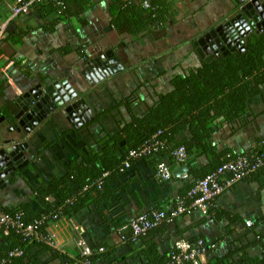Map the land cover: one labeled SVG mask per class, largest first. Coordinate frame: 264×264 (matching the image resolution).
I'll list each match as a JSON object with an SVG mask.
<instances>
[{"label":"crops","instance_id":"0c3cea01","mask_svg":"<svg viewBox=\"0 0 264 264\" xmlns=\"http://www.w3.org/2000/svg\"><path fill=\"white\" fill-rule=\"evenodd\" d=\"M141 1L144 7L148 6V0ZM13 3L14 0H0V23L5 25L1 39L17 29L26 30V35L17 45L6 41L1 44L0 81L4 79L5 89L0 92V116L5 120L0 123V130L16 122L12 119L15 98L39 79H66L79 98L85 99L92 115H84L83 121L74 113L76 120L73 116L69 120L54 112L29 133L22 129L3 131L6 138L24 137L27 142L26 161L6 174L0 184V202L8 207L27 202L35 205L36 192L53 179L65 176L70 166L83 167L82 157L98 150L95 138L114 134L117 123L129 120L131 113L139 116L157 95L170 89L172 76L200 62L202 58L196 52L199 45L193 42L223 23L235 7L234 0H177L175 13L169 14L163 27H153L137 38L126 34L125 27L116 29L110 25L111 0H90L83 14L55 21L51 31L39 27L48 21L53 23L55 18H42L32 8L10 18ZM117 16L115 12L114 17ZM110 50L122 69L90 85L80 71L88 63L95 65L93 59L98 60L99 69L106 68L105 52ZM95 69L98 70L97 65ZM10 99L11 107L2 112ZM117 102H122V106L114 107ZM249 104L258 115L237 131H230L228 126L216 131L213 141L220 147L240 153L256 147L258 140L264 138V100L257 96ZM82 110L80 113L85 114V108ZM179 135L185 137L188 132ZM156 163L151 157H135L121 175L107 183L104 199L48 222L47 242L53 249L41 253V263L77 264L81 255L78 241L83 240L95 253L99 247L107 249L109 264H148L164 258L177 240L198 238L205 251L199 264H213L217 258H224L229 264H264V170L234 182L216 195L204 211H188L170 218L145 237L123 240L121 234L127 233L125 223L139 213L170 207L189 171L188 164H184L187 168L183 172L178 170L182 165L169 164L172 176L160 180L155 175ZM46 199L56 201L57 196L48 195Z\"/></svg>","mask_w":264,"mask_h":264},{"label":"trees","instance_id":"16d2710c","mask_svg":"<svg viewBox=\"0 0 264 264\" xmlns=\"http://www.w3.org/2000/svg\"><path fill=\"white\" fill-rule=\"evenodd\" d=\"M61 1V4H55L51 0H39L31 6L42 18H55L53 23L48 21L49 24H42L39 27L42 31L53 30L57 20L64 21L66 18L83 14L90 4V0ZM111 1L108 8L110 25L116 29L125 27L126 34L140 38L151 28L163 27L167 23L169 14L175 13L174 3L177 0H148L147 7H144L140 0ZM115 12L117 17H114ZM25 31L17 29L11 31L5 39H0V53L3 41L12 45L22 43ZM243 47L242 51L235 50L213 56L209 61L202 58L197 65L184 68L181 74L172 76L170 89L157 95L155 102L146 107L139 116L131 113L129 120L121 119L117 123L118 130L114 134L95 138L98 150L82 157L83 167L70 166L65 176L53 179L48 186L36 192L33 199L35 205L27 202L8 207L0 202V214L11 218L0 225V264H42L41 253L51 252L53 249L47 242L48 222L61 216L72 215L99 199H104L105 195L102 193L107 183L127 168L124 167V161L127 160L129 152H139L146 144H152L154 141L161 143L157 150L140 155L139 159L151 157L157 162L155 166L159 162L171 165L175 163L173 152L182 147L187 154L185 164L189 166L186 177L182 179L180 192L170 207H156L146 211L148 216L151 211H164L166 216L169 215L175 210L177 199L183 200V206H189L194 199L189 192L196 182L215 172L226 161L244 156L249 164H253L261 158L264 155V138L258 140L256 147L240 153L228 151L213 141L215 132L223 126H228L230 131L247 126L258 115L251 109L250 100L257 96L264 100V30L247 34ZM3 84L4 79L0 81V92L5 89ZM129 101L130 106L131 100ZM11 104L12 99L6 103L2 112L5 113ZM122 104L117 102L114 107L119 108ZM133 107H130L131 112ZM109 109L110 112L113 111ZM181 132H188V136L180 137ZM133 160L135 157L128 159L129 164ZM260 170H264V159L250 174ZM232 175V172H226L223 176L230 178ZM70 181L76 186L73 187ZM48 195H56L57 200H47ZM36 205L38 208H35ZM191 210L197 209L190 207L180 214ZM17 213L20 214L18 219L15 217ZM170 218L169 220L174 219ZM130 221L125 223L127 233L121 234L123 240L133 241L138 237H145L164 225L167 218L143 235L133 234L129 227ZM29 225L34 226L31 232L25 230ZM198 240L197 238L188 242L196 243ZM35 247L38 250H35ZM102 248L103 250L97 249L96 253L92 251L87 256L79 254L77 264H109L106 261L109 251ZM176 252L173 247L164 258L150 260L148 264H161ZM56 264L68 263L59 261ZM213 264L229 263H226L224 258H217Z\"/></svg>","mask_w":264,"mask_h":264},{"label":"water","instance_id":"95a60500","mask_svg":"<svg viewBox=\"0 0 264 264\" xmlns=\"http://www.w3.org/2000/svg\"><path fill=\"white\" fill-rule=\"evenodd\" d=\"M234 3L235 7L229 18H226L223 23H218L193 42L194 45H199L196 47V52L205 61L230 51H242L244 49L243 40L247 34L264 30V0H234ZM211 37L214 39L212 40ZM105 55L108 57L104 60L106 68L99 69L98 60L93 59L95 65L88 63L89 66H85L80 71L90 85L122 69L111 50L105 52ZM96 65L98 70L95 69ZM14 108L16 110L13 112L12 119L16 122L6 130L5 128L0 130V184L6 174L19 168L23 160L26 161L25 148L27 145V142L23 141L24 137L16 140L6 138L3 131L20 132L22 129L24 133H29L32 127L54 112L69 120L74 113L78 114L83 121H85L84 115H88L89 118L92 115L85 99L79 98V93L67 83L66 79L57 81L39 79L36 84L15 98ZM83 108H85V114L80 113ZM73 118L76 120L74 116ZM4 120L5 118L0 116V123ZM185 168H187L186 165H182L178 170L183 172ZM173 174H176V171Z\"/></svg>","mask_w":264,"mask_h":264},{"label":"built area","instance_id":"2783aa9c","mask_svg":"<svg viewBox=\"0 0 264 264\" xmlns=\"http://www.w3.org/2000/svg\"><path fill=\"white\" fill-rule=\"evenodd\" d=\"M39 0H14L11 6L10 18L27 12L34 2ZM55 4H61V0H51ZM5 32V25L0 23V39L3 37ZM161 143L159 141H154L152 144H146L142 150L139 152L130 151L127 160L124 161V167L129 166L128 159L138 157L145 153H149L152 150H157ZM173 157L177 165H184L186 163L187 154L185 150L180 147L173 152ZM264 159V155L257 159L255 163L249 164L244 156H238L234 160H228L217 170L211 174L206 175L202 179L198 180L194 187L190 190L189 195L194 196V199L189 204V206H183V200L177 199L176 208L169 215L166 216L164 211H151L150 215L141 213L135 216L129 223V227L133 231L134 235H143L150 228L158 225L163 219L169 220L171 217H175L180 213L185 212L188 208H193L197 210H205L209 202L224 189L230 187L234 182L241 179L246 174L254 171L259 167ZM226 172H232L233 175L230 178H225L223 175ZM155 175L157 179L167 180L172 176V170L168 164L165 162H159L155 169ZM20 216L19 213L15 215L16 219ZM169 217V218H168ZM11 218L8 215L0 214V225L9 221ZM18 222V221H17ZM250 222H247L249 225ZM21 226V223L18 222ZM34 226H26L25 230L27 232L33 231ZM78 246L81 247V255L87 256L91 254V250L85 245L83 240L78 241ZM174 248L177 250L176 253H172L169 260L161 264H199L200 258L204 254L203 241L199 239L196 243H190L185 240H177L174 243ZM98 250H103L99 247Z\"/></svg>","mask_w":264,"mask_h":264},{"label":"flooded vegetation","instance_id":"af4514ba","mask_svg":"<svg viewBox=\"0 0 264 264\" xmlns=\"http://www.w3.org/2000/svg\"><path fill=\"white\" fill-rule=\"evenodd\" d=\"M221 47V46H220ZM220 47H218V48H220Z\"/></svg>","mask_w":264,"mask_h":264}]
</instances>
